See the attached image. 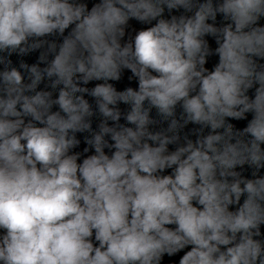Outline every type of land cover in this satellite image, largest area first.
<instances>
[{
	"label": "clouds",
	"instance_id": "clouds-1",
	"mask_svg": "<svg viewBox=\"0 0 264 264\" xmlns=\"http://www.w3.org/2000/svg\"><path fill=\"white\" fill-rule=\"evenodd\" d=\"M179 253L264 264V0H0V264Z\"/></svg>",
	"mask_w": 264,
	"mask_h": 264
}]
</instances>
